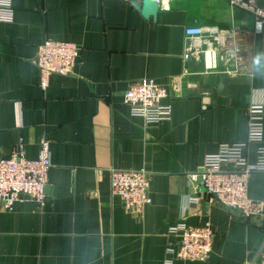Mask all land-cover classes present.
<instances>
[{
  "label": "crops",
  "instance_id": "1",
  "mask_svg": "<svg viewBox=\"0 0 264 264\" xmlns=\"http://www.w3.org/2000/svg\"><path fill=\"white\" fill-rule=\"evenodd\" d=\"M11 3L12 20L0 19V159L14 149L35 159L46 138L52 167L43 203L0 202V264H255L264 217L245 221L198 182L206 157L245 142L248 109L264 105V27L254 33L251 13L228 0H163L150 18L131 0ZM233 25L253 47L252 75L224 89L222 62L208 69L210 59L188 56L185 29ZM48 38L82 51L73 74L53 75L43 89L35 59ZM148 79L172 91L171 119L156 125L133 116L123 98ZM246 154L256 163L258 145ZM112 168L150 173L152 202L141 214L111 194ZM248 194L264 201V171L250 176ZM179 223L213 228L205 261L167 253L179 242L168 228Z\"/></svg>",
  "mask_w": 264,
  "mask_h": 264
},
{
  "label": "built area",
  "instance_id": "2",
  "mask_svg": "<svg viewBox=\"0 0 264 264\" xmlns=\"http://www.w3.org/2000/svg\"><path fill=\"white\" fill-rule=\"evenodd\" d=\"M159 4L163 0H156ZM231 7L243 9L253 16L254 33L264 27V8L254 0H228ZM11 0H0V19L11 21ZM190 38L187 55L203 56L211 62L208 69L217 67L220 60L222 73L228 77L252 75L253 47L247 43L248 34L240 26L185 29ZM82 48L73 42L46 39L38 47L35 63L40 70V86L46 89L53 75H71L78 63ZM178 92V89L175 90ZM131 114L141 117L145 125H156L171 119V106L166 100L172 91L153 79L131 85L123 94ZM258 145V160L251 163L246 154L249 144ZM52 167L50 141L42 138L38 157L29 159L24 151L14 149L10 156L0 159V202L7 209L25 199L43 203L47 198L49 172ZM264 171V105L248 109V138L240 143H223L217 154L206 157L198 174L209 200L240 213L245 221L264 217V201L252 199L248 194L250 176ZM149 172L145 169H110L111 194L120 199L128 212L141 214L152 202ZM200 198H196L198 201ZM168 233L179 238L176 247L167 253L184 261H205L211 254L215 232L207 225L191 227L185 223L169 226ZM169 263V260L166 261ZM255 264H264V252Z\"/></svg>",
  "mask_w": 264,
  "mask_h": 264
},
{
  "label": "water",
  "instance_id": "3",
  "mask_svg": "<svg viewBox=\"0 0 264 264\" xmlns=\"http://www.w3.org/2000/svg\"><path fill=\"white\" fill-rule=\"evenodd\" d=\"M131 3L145 18L156 17L160 9V4L156 0H131ZM244 81L245 79L242 77L224 76L222 78V87L226 89L229 83H240ZM198 182H201L200 176Z\"/></svg>",
  "mask_w": 264,
  "mask_h": 264
}]
</instances>
